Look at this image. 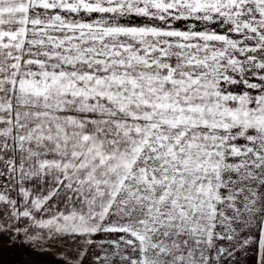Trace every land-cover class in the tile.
Instances as JSON below:
<instances>
[{
	"label": "snow or ice",
	"instance_id": "snow-or-ice-1",
	"mask_svg": "<svg viewBox=\"0 0 264 264\" xmlns=\"http://www.w3.org/2000/svg\"><path fill=\"white\" fill-rule=\"evenodd\" d=\"M0 264H264V0H0Z\"/></svg>",
	"mask_w": 264,
	"mask_h": 264
}]
</instances>
